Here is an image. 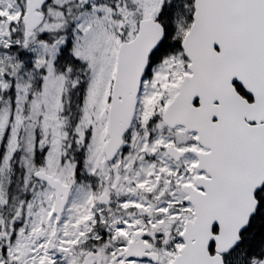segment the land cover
I'll return each instance as SVG.
<instances>
[{
    "label": "snow or ice",
    "instance_id": "obj_1",
    "mask_svg": "<svg viewBox=\"0 0 264 264\" xmlns=\"http://www.w3.org/2000/svg\"><path fill=\"white\" fill-rule=\"evenodd\" d=\"M0 264H264V0H0Z\"/></svg>",
    "mask_w": 264,
    "mask_h": 264
}]
</instances>
